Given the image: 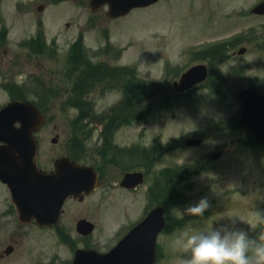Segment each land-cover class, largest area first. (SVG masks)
Masks as SVG:
<instances>
[{
    "label": "rangeland",
    "instance_id": "obj_1",
    "mask_svg": "<svg viewBox=\"0 0 264 264\" xmlns=\"http://www.w3.org/2000/svg\"><path fill=\"white\" fill-rule=\"evenodd\" d=\"M256 1L161 0L109 20L106 7L92 12L89 0H0V107L9 100V87L18 88L23 91L17 98L36 102L51 117L39 133L45 158L67 149L80 163L95 164L106 153L111 157L134 144L141 148L131 151L139 166L152 148L149 177L159 179L164 172L172 188L161 202L168 229L158 246L167 259L158 264H177L180 253L173 241L186 230L234 224L251 235L259 226L252 230L246 223L251 211L264 210V144L246 138L247 127L226 124L240 113V89L264 91V15L250 13ZM234 34L240 36L228 57L212 60L208 82L174 98L171 82L197 63L193 51ZM241 47L246 52L233 55ZM125 67L136 75L122 71ZM219 121L225 122L216 126ZM102 124L107 126V147H115L108 152L99 150ZM55 134L58 142L53 144ZM190 137H201L202 144L185 147ZM217 151L222 154L211 159ZM118 177L116 169L111 180ZM101 192L87 202L69 203L61 221L74 224L77 216L86 214L96 224L87 243L96 246L107 243L125 223L122 217L120 224L110 221L112 229L101 235L107 227L103 217L110 218L117 208L116 201L98 202ZM202 197L211 204L203 218L181 214ZM141 198L129 219L147 205ZM4 209L0 203V250L9 244L18 249L22 238L27 244L33 237L28 238L26 225L13 231L12 218L1 215ZM78 241L83 245L81 238ZM39 243L53 240L48 236Z\"/></svg>",
    "mask_w": 264,
    "mask_h": 264
},
{
    "label": "water",
    "instance_id": "obj_2",
    "mask_svg": "<svg viewBox=\"0 0 264 264\" xmlns=\"http://www.w3.org/2000/svg\"><path fill=\"white\" fill-rule=\"evenodd\" d=\"M157 1L91 0L90 7L96 10L107 4L106 15L109 18H116L127 14L133 8L146 7ZM256 9L264 13V3L259 4ZM206 75L204 65L194 66L183 73L179 81L174 82L173 88L175 91L184 92L192 85L202 82ZM239 99L242 104L240 123L247 124L251 128L256 140L264 141V95L258 96L252 89H249L241 91ZM42 123L43 118L39 111L27 101H13L0 109V143H2L0 145V180L7 183L11 189L14 200L20 206L19 210L23 220L35 215L39 219L38 222L45 223L52 220H46L42 209L44 202H40V198H43L45 194L38 192L36 188L50 185L53 188L59 185L56 193L51 194L55 203V216H57L64 197L67 194L77 195L82 190H86L89 185L93 184L94 178L90 179L88 176L91 168L77 165L66 159L56 162L54 177H44L43 173L37 170L35 163L37 145L34 133ZM16 124L19 126L16 127ZM200 142L199 139H195L189 141L188 145L197 146ZM217 156L218 154L213 155L214 158ZM65 177L66 180L60 182ZM131 178H133L132 175L128 176L123 184H127ZM62 183H67L66 191L63 190ZM40 206L41 210H38ZM164 226L163 209L156 207L111 251L109 264H152L155 260L156 237ZM137 244L143 247L139 249ZM80 254L89 255L85 252H80ZM118 254L122 256L119 258ZM79 257L75 259L74 264L81 261ZM100 264L107 263L100 262Z\"/></svg>",
    "mask_w": 264,
    "mask_h": 264
},
{
    "label": "flooded vegetation",
    "instance_id": "obj_3",
    "mask_svg": "<svg viewBox=\"0 0 264 264\" xmlns=\"http://www.w3.org/2000/svg\"><path fill=\"white\" fill-rule=\"evenodd\" d=\"M84 91V89H83ZM260 92V91H259ZM48 119H51V117L45 118V123L42 126V129L46 126L48 123ZM42 131V130H40ZM40 133V132H39ZM99 133L102 136V148L103 151L108 152L109 150L114 149L115 147H107L106 145V137L107 134V126L105 124L100 125ZM57 135V134H55ZM40 137L38 135L37 137V143H40ZM58 141H56L57 143ZM137 144V143H136ZM132 148H125L123 150L119 149L115 151L111 157H109V154L106 153V157L100 158L98 160V163L95 164H85L87 166H90L93 168L95 173L97 174V186L95 190L90 194L85 196L82 200H79L73 196H70L67 198L66 202L64 203L62 212L60 214L59 219L57 220L56 224H49L40 226L37 224L35 220H31L28 223H23L19 219V215L12 203L11 200V193L9 191V188L7 185L0 182V203L5 206V209L2 211L1 215L5 212L4 217H10L12 218L11 226H13V231L19 232L15 227L18 228L20 226H27L26 234L28 235V238L30 239L33 237V239H30V242L27 244H23V238L21 242L18 243V249H16V246L9 244L3 247V249L0 250V261L2 264H71L72 259L74 257V254L77 250H87V249H93L100 253H106L110 251L113 248V245L118 242L124 234L134 225L136 224V221L131 222L133 219H129L131 216V213H134L136 208V202L137 198L142 197L141 199L146 202V200L151 195V190L153 187V178L149 177L148 170L149 167H151V151L152 148H150L148 151L146 150L144 158L145 161L143 163L139 162L136 166L135 157L133 158V155L131 153L132 150H141L140 147H134V144H131ZM116 154V155H115ZM117 154H120V156H117ZM134 154L137 155V152ZM46 155L45 149H41L38 154V165L42 168L44 172L50 173L54 168V162L59 157H70L69 151L67 149L64 150L63 154H58V156L53 157H43ZM142 159H138V161H141ZM42 161V163H40ZM124 162H130L132 165H123ZM141 165V166H140ZM119 169V177L116 181L111 180V175L113 172ZM108 172V173H107ZM132 172H140L143 176V182L141 185L135 187V188H129L126 186H122V180L124 176L127 173ZM165 181V179H162V181ZM102 189V192L98 194L97 200L98 202L103 203H110L115 202L117 204L116 213L109 217H103L105 220L102 224L103 226L106 225L107 227H103L101 229V235L104 236L106 231H108V227L111 228L110 221L115 223H120L121 217L124 219L125 223H128L127 226H124V228L116 233L111 240V242H107L102 244V246H96L95 243H87L89 242L88 238L90 236H82L78 234L76 225L79 220L85 219L90 220V218L85 214L84 216H77L75 223L69 222V224L62 223V219L64 218V213L66 210V206L69 203H84L87 202V199L91 198L94 194L97 193L98 190ZM139 193V194H138ZM105 209V208H104ZM145 209L142 211V217L144 216ZM141 217V218H142ZM118 218V220H117ZM129 219V220H128ZM92 222V221H91ZM95 229H96V224ZM113 225V224H112ZM112 229V228H111ZM12 230V229H11ZM38 235V239L35 237ZM51 237L53 240V243L51 244H43L39 243L43 238ZM58 237V238H57ZM111 237V238H112ZM81 238V242H83V245H80V242L78 241ZM56 239L58 240L56 242ZM110 239V238H109ZM13 240L12 242H18L17 239L11 238ZM107 241V240H105ZM159 256V254H158ZM165 258L166 255H163ZM157 264V263H156Z\"/></svg>",
    "mask_w": 264,
    "mask_h": 264
},
{
    "label": "clouds",
    "instance_id": "obj_4",
    "mask_svg": "<svg viewBox=\"0 0 264 264\" xmlns=\"http://www.w3.org/2000/svg\"><path fill=\"white\" fill-rule=\"evenodd\" d=\"M210 207L208 198L202 197L181 214L203 218ZM249 215L246 224L250 229L264 225V212L254 210ZM173 247L180 253L177 264H264V231L250 237L248 231L234 224L186 230L173 241Z\"/></svg>",
    "mask_w": 264,
    "mask_h": 264
},
{
    "label": "trees",
    "instance_id": "obj_5",
    "mask_svg": "<svg viewBox=\"0 0 264 264\" xmlns=\"http://www.w3.org/2000/svg\"><path fill=\"white\" fill-rule=\"evenodd\" d=\"M224 46H217V47H214V49H212V50H206L204 53H207L206 55H213V54H216V55H221L220 53H223V51H224ZM82 58V57H81ZM207 58V57H206ZM70 59H77V57H74V56H70ZM82 59H80V61H81ZM11 93H14V91L13 92H11ZM13 95V97H15V98H17L18 97V94L17 93H15V94H12ZM170 185V182L168 183V186ZM172 188H170L169 189V187H168V190H167V195H166V197L168 198V191L170 192V190H171ZM262 212H264V210L262 211ZM261 231H264V225H259L258 226V228H257V230L256 231H254L251 235H250V237H256V236H258L259 235V233L261 232Z\"/></svg>",
    "mask_w": 264,
    "mask_h": 264
}]
</instances>
